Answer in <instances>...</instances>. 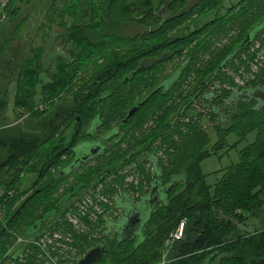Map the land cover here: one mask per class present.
Masks as SVG:
<instances>
[{"label": "trees", "instance_id": "16d2710c", "mask_svg": "<svg viewBox=\"0 0 264 264\" xmlns=\"http://www.w3.org/2000/svg\"><path fill=\"white\" fill-rule=\"evenodd\" d=\"M100 3L104 8L102 10H105L108 17L113 20H120L121 14L138 12L140 15L138 25L143 27L144 31L141 35L129 36L119 35V32L111 29L105 32L102 29H89L88 25L83 28H77L78 24L73 25L72 30L75 28L79 31L70 34L68 41L75 45L70 55L78 56L80 59L78 58L79 63H76L78 69L72 68L73 63L70 66L73 69L70 75L65 74L68 68H62L60 71L61 81L64 82L62 87L73 81L80 70L86 75L82 78L83 93L77 92L75 95V112L82 114L84 125L100 116L103 120L102 129L106 128L108 132L113 130L114 127L110 126L115 121L121 123L119 126L124 133L136 122L139 125L136 127L142 130L144 136L150 132L152 133L148 137H154L155 140L162 136V165L167 163L166 158H169L167 174H164L162 168L164 179L162 185L164 188L174 186L162 206L156 209L146 224L144 238L141 241L132 237L120 240L115 235L112 236L110 242L105 245L104 257L97 264H154L161 260L162 256L158 257L159 250L168 248V239L188 212L197 205L202 191H205V197L208 199L206 203L208 208L216 205L219 212L220 210L226 212L238 207L237 213L241 216L245 215L248 209H256L259 210L257 217L264 224V110H259L260 108L256 110V102L238 106L232 118V126L226 129L219 125V135L222 136L215 142L201 123L203 114L196 116L193 111L194 96L198 88L203 82L218 81L221 84L216 85L213 101L220 109V113L213 115L222 121L221 112L225 98L232 95L225 86L228 84L238 86L228 69L236 73L241 68L250 71L258 53L264 49V0H194L192 6H187L189 0H162L160 4H156L155 0H141L134 2L135 5L126 4L123 0H78V5L84 6L86 14L95 12ZM164 9L169 12L168 18L161 15ZM213 10L214 14H206ZM17 11H12V15ZM102 24L106 28L109 25L105 20ZM233 31L235 34H232ZM225 38L229 42L225 43ZM108 41L112 44L111 49L102 52ZM259 41L261 44L259 49H256ZM120 52L123 56L119 60ZM113 54L115 56L113 65L103 66L104 60ZM179 57L186 58V62L177 67L172 74L163 75L167 62ZM84 58L91 60L89 62L91 66L82 60ZM90 68L92 74L86 72ZM160 69L162 79L159 78L161 81L158 85L155 83L159 80L157 76L160 77V73L157 70ZM261 74L256 79L259 80ZM186 75L191 76L190 88H184L177 94L178 104L164 108ZM115 79L121 80V83L116 85ZM62 87H58L54 93L59 92ZM157 89L159 90L125 124L124 120L129 110ZM209 91L211 88L207 87L202 94L207 96ZM126 96L130 98L124 99ZM136 96L141 98L136 99ZM158 97L161 101L152 109L150 106ZM5 104L3 99L0 100L2 105L0 115ZM104 104L110 106L111 112ZM176 115L177 117L171 120L172 116ZM70 118L72 120H67L68 124L75 120L74 114L68 119ZM55 119H49L45 130L38 131L39 134L30 135V131H25L26 134L17 132L15 136L0 139L1 145L9 148L6 159L0 162V176L6 173L11 176V180H0V188L6 190V197L3 198L2 195L0 197V205L8 207L5 223L0 222V264L17 262L19 254L25 253L30 246L25 242L17 251L10 254L8 242L14 237L15 231L17 234L38 240L49 230L41 227L38 231L39 222L48 214L58 212L60 215L58 214L54 227L50 229L52 233L55 232V226L61 223L70 209L62 207L66 194L71 193L67 197L72 195L70 198L75 200L77 195L74 194L88 187L87 180L80 179L71 192L60 198L54 196L60 185L67 180L64 176L66 174L62 171L63 161L60 160L62 148L65 146H61V151L54 147L55 134H61L63 131L61 126L65 124H55ZM185 119H190L192 123L183 124ZM153 120H158L157 127ZM197 120L201 124H196ZM183 128H187L188 132ZM255 130L258 131V137L242 150L237 164L224 170L223 177L216 182L215 188L208 184L201 163L226 145L224 135L239 132L252 134ZM176 135L181 137L178 142L173 140ZM50 143L51 151L45 155L47 161L41 163L37 170L38 186L14 209L16 198L22 197L23 192L21 194L19 192L18 197L10 196V189L19 188L21 175L30 171L28 163L32 162L35 151ZM122 143L113 145L112 149L117 150L112 155L115 163L126 159L129 153L130 143L128 142L125 150H122ZM46 166L61 168L56 174L49 175L51 168L47 169ZM99 183H93L86 190L94 186L96 188ZM226 199L227 204L224 202ZM254 200L258 201V204L251 206L250 202L253 203ZM201 203L198 205H202ZM44 207L46 208L44 217L38 218ZM85 218L89 223V217ZM251 239L248 240L252 242L244 245L241 243L242 240L222 237L178 241L175 243L178 244L179 260L174 264H264V229L257 234L255 240ZM84 252H87L86 249ZM157 257L159 259H156Z\"/></svg>", "mask_w": 264, "mask_h": 264}, {"label": "rangeland", "instance_id": "374dc122", "mask_svg": "<svg viewBox=\"0 0 264 264\" xmlns=\"http://www.w3.org/2000/svg\"><path fill=\"white\" fill-rule=\"evenodd\" d=\"M138 1L141 0H123L124 3H130L131 5H135L134 2ZM155 2L156 4H160L162 0H155ZM81 4L78 5V0H0V100L3 99L6 103L5 108L2 107V113L0 115V139L15 136L17 132L26 134L25 131H30V135L39 134L38 131H44L47 121L53 118H56L54 121L55 124H65V126H61L63 130L61 134H55L54 137V147H58L57 151H61V146L69 144L71 139L76 136L75 130L79 126L78 123L73 121L71 124H68L67 120H72L68 118L75 112V95L77 92L83 91L82 78L85 74L80 70L73 81L62 87L64 82L63 80L61 81L60 72L62 68H68L69 70H67L65 74L70 75L73 69H78L76 63H79L78 58L80 59V57H72V55H70L75 45L68 41L71 33L79 31L75 28L72 30L73 25L78 24L77 28H83V26L85 27L88 25L89 29H102L103 31L105 30V32L111 29L112 31L119 32V35L129 36H138L144 31V28L138 25L140 22V15H138V12L121 14L120 20H113L108 17L105 10H102L104 8L101 3L98 4L99 6L95 12H87V14L84 11V6H81ZM193 4L194 1L190 2L187 6H192ZM12 11L17 12L12 15ZM214 13L213 10L206 14ZM211 17L212 16H210V18ZM104 20L109 24L107 28L102 24ZM232 34H235V31H233ZM225 40V43L229 42L227 38H225ZM261 41L257 42L256 49H259ZM107 43L108 45L102 49V52L111 49L112 44L110 41ZM119 55L118 58L120 60L123 56L122 52H120ZM114 57L113 54V56L105 59L103 66L113 65L112 61L115 59ZM19 59H24L21 67ZM82 60L86 61V63L91 61L89 58H84ZM9 62H12V64L8 65ZM185 62L186 58L182 57L167 62L163 75L172 74L177 67L182 66ZM72 63L73 69L70 67ZM258 64H260V66H256ZM89 65L91 66V63H89ZM3 66L6 68L4 69ZM262 68H264V49H261L258 53L257 59L253 62L250 71L241 68L239 72L236 73L228 69L229 74L235 78L237 85H239V88H237L236 85H231V87L225 86L226 88L228 87V90L232 93L230 96H235L236 92H241L243 88L264 86V71L262 72ZM10 70H12L13 73H11ZM157 71L160 73V77L157 76V78L162 79V70L160 69ZM86 72L92 74V68ZM259 74H261V77L258 80L256 77ZM160 79L155 84L159 85ZM190 79L191 76L189 75L184 77L183 81L180 82L176 88L173 97L166 103L164 108L178 104L179 99L177 94L184 88H190V83H192ZM57 83L60 84L57 85ZM115 83L117 85L121 83V80H117ZM219 84L221 83L218 81L214 83L211 90H213L216 85L219 86ZM60 86L62 87L60 91L54 93ZM145 93L146 91L143 95H145ZM52 97L54 98L52 99ZM80 98L82 99V96ZM128 98L130 97H124V99ZM140 98L141 96H136V99ZM121 99L123 100V96H121ZM206 99L197 100L196 103L198 107H196L195 110L203 114L201 123L208 133H210L213 142H215L222 136L219 135L218 131V127L219 125L222 126V123L219 118L214 116L212 111L205 106ZM159 101H161L160 97H158L150 107L155 109ZM228 104L236 106V101L231 100ZM104 105L106 106V104ZM106 108L111 112L109 105H107ZM228 108H230V106ZM175 117H177V115L174 117L172 116L171 120H174ZM101 121L103 123L102 119ZM195 122L196 124H201L198 120ZM190 123H192L190 119H185L183 121V124L190 125ZM95 124L96 126L99 125L100 120L97 119ZM119 124L121 123L115 121L110 127L113 128L119 126ZM88 128L89 126L84 127L82 130L83 134H86ZM107 130L108 129L104 128L96 134L88 133L84 135V138L98 139L108 134ZM183 130L185 131L187 128H183ZM83 134H81L80 137L83 138ZM238 134L231 133L227 136L224 135V144L226 145L217 151L215 155L208 157L201 163L203 173L207 175V183L213 185L214 188L216 182L223 177L224 170L237 164L241 157L242 150L258 137V131L256 130L252 134H244L241 132ZM116 135H118V133ZM112 138L107 140V145L110 146L109 149L112 146L111 144L115 142ZM180 138L179 135H176L173 140L174 142H178ZM94 140H86L78 149L83 152H90L91 149L87 143L93 142L95 144ZM57 144H60V146H57ZM121 146L123 147L122 150H125V147H128V140H125ZM85 148H89V151H84ZM8 149L7 146H2L0 143L1 163L7 157ZM50 151L51 143L43 146L39 151H35L32 162L28 163L30 171H26L21 175L19 188L16 189V187H12V189H10V196L14 195L18 197V193L20 192L21 194V192H23L22 197L19 196V198H16L14 209L18 207L20 201L27 198L34 191V184L38 180L37 170L41 166V163L47 161V159L45 160V155ZM83 152L79 154L83 155ZM107 152L103 155L96 156V158H92L90 161H86L78 170L76 169L72 175L66 176L67 180L64 184L60 185L59 190L54 193L55 198L62 197L64 194L71 192L76 182L80 179L87 180L89 187L94 181H98L99 176L108 170H112V173H109L96 188L92 187L87 191L86 189L88 187H86L84 190L81 189L79 192L77 191L74 194L77 195L75 200L70 198L72 195L67 197L71 193L66 194V199L63 200L62 207H73V209H69L68 213H66L60 221L61 223L55 226V232L52 233L50 229L54 227L56 218L60 215L58 212L51 213L50 215L48 214L45 219L39 222L38 231L41 227L49 230L38 240H33L24 234H17L15 231L16 235L14 234V237L10 238L8 242V252L10 254L14 253L19 247L23 246L25 242L30 246L26 249L25 253L22 252L19 254V260L17 262H12L10 264H77V259L85 254L84 249L88 251L97 246L105 248V245L108 244L111 237L114 236L112 233L114 230H112L111 225L115 224V227L119 225L120 218L123 214L122 210L117 206L116 199L119 197L121 200H126L128 197L127 194L130 191V193L132 192L131 199L134 201L140 200L142 192L144 190L148 191L154 180L152 178L150 182L145 183L146 181H143V178L146 172H142L143 170L141 169H135L136 180L130 182V172L128 168L125 164L120 165L125 158L115 163L113 162L112 155L114 152H117V150L112 149L110 152ZM69 159L70 158L61 156L60 160L63 161V166ZM166 161L167 163L164 162L165 164L162 165L164 174H167L166 167L167 164H169V158H166ZM46 168L50 169L51 167L46 166ZM60 168L61 166L52 167L49 175L56 174ZM92 169H96L97 171L91 172ZM150 171L153 177L152 165ZM10 177L11 176L7 173L1 174L0 180H11ZM50 178H52V176ZM50 178H48V180ZM204 193L205 191H202L197 205L194 209L189 211L182 220V223H185L186 226L185 230H187L183 242L194 241L200 238L222 237L226 239L242 240L241 243L244 245L252 242L248 239L252 238L255 240L257 234L264 229V224H262L260 218L257 217L259 210L248 209V212L243 216L237 213V210H239L237 209L238 207H234L226 212L224 210H220L219 212L216 205H212V208L207 207L206 203L208 199H206L207 197H205ZM1 195L2 197H6V190H3L2 187L0 188V197ZM224 195L226 196V194ZM224 202L227 204V199L224 200ZM200 203L202 205H198ZM256 204H258L256 200H254L253 203L250 202L251 206H256ZM7 209L8 207H5L4 204L0 205V222H3V224L5 223ZM45 211L46 208L44 207L38 214V218H43ZM85 217H89V223ZM42 222L43 225H41ZM167 245V249L163 250L161 248L159 250L158 257L160 258L161 255L162 258L160 260L157 257L156 259L159 260L158 262H154V264H174L179 260L178 244L168 243ZM110 257L111 255L109 254V260Z\"/></svg>", "mask_w": 264, "mask_h": 264}, {"label": "flooded vegetation", "instance_id": "af4514ba", "mask_svg": "<svg viewBox=\"0 0 264 264\" xmlns=\"http://www.w3.org/2000/svg\"><path fill=\"white\" fill-rule=\"evenodd\" d=\"M194 0H189V3L192 2ZM167 9H164V13L161 14L163 17L168 18L169 17V12ZM36 25V24H35ZM253 42V41H252ZM20 63V67L24 61V59H19ZM12 62H9L8 65H11ZM253 64V63H252ZM256 66H260V64L256 65ZM4 69L6 68L5 66H3ZM8 67V66H7ZM19 68V67H17ZM11 73L12 70H10ZM210 85V86H209ZM214 85V83H212V81H209L208 83L203 82V84L201 85V87L198 88L197 90V94L194 96V113L196 114V116H199L200 113L196 112L195 108L198 107L196 101L197 100H201V99H206L207 98V102H205V106H207L212 113H220V109L216 106V104H214L213 101V92L214 90H216V86L213 88V90L209 91V95H207V97L205 95L202 94V92L205 90V88H212ZM227 86H230V84H228ZM237 88H239V85L237 86ZM227 89H229L227 87ZM262 94V95H260ZM231 100H235L236 101V106H231L228 103ZM253 102L257 103V107L255 108L256 110L258 108H260L259 110H264V86H256V87H250V88H243V90L241 92H236L235 96H229L227 98H225V103L224 106L222 107V125L226 128L229 129L232 126V118L234 116V114L236 113L237 107L240 105H246V104H252ZM228 104V105H227ZM230 106V108H228ZM232 110V111H231ZM130 111V110H129ZM74 117L75 120L74 122L78 123V128L75 130V137L73 139H71V142L67 145H65V147L62 148V156L63 157H67L70 158L65 165L63 166V170H65L66 176L72 175L76 169L78 170V168L80 166L83 165V163L81 162H85L86 159H84L85 157L88 158V160H92V158H96V157H92L93 154V147H91L90 152H83V155H80L79 153H81L80 149H78V147H80V145L82 143H84L86 140L91 139L94 140L93 138H84V135L89 133L90 130V125L92 124L93 120H91V122L89 124H82L83 123V118H82V114L78 113V112H74ZM181 114V113H180ZM153 122H155V126L157 127L156 122L153 120ZM148 124V123H147ZM147 124L145 125V127H147ZM89 126L88 130L86 131V134H83V129L84 127ZM136 122L134 123V126H131L130 128H128V130L124 133L123 131H121V127L120 126H116L114 128L120 127L118 129V135L114 136L112 138V140H115V142L113 144H111V148L109 149L108 152L111 151V149L113 148V145L118 144L119 142H124L125 140H128L129 144V153L126 157V159L123 161V163L121 164H125L126 167L128 168V171L130 172V182H134L136 179L135 177V169L136 170H143L142 172H146L143 181L150 182L152 180V178L154 179L152 181V185L149 187V190H144L142 192V197L140 200L134 201L133 199H131V195L132 192L127 194L128 197L126 200H121V198L118 197V199H116V203L119 209L122 210L123 214L122 217L120 218V225L121 226L118 230L115 228L114 232H112L116 238L118 237H124V236H131V237H138L139 235V231L138 228H141L144 225L142 216L147 212L148 207L150 205H156L155 209L152 213H154L156 211V209L158 207H161L163 202L162 200V195L163 193L166 195V192H168L169 190L172 191L173 187L172 186H168L167 188H164L162 185V182L164 179H162V136L159 137L158 139L155 140L154 137H148V135H150L152 132H150V126H149V134H147L146 136H144V134L142 133V130L139 127ZM113 128V130H114ZM102 128H100L97 132H99ZM83 134V138L80 137V135ZM143 134V135H142ZM103 137H100L98 139H95L94 141H102ZM82 138V139H81ZM105 144H107V141L104 142ZM110 147V146H109ZM78 149V150H77ZM65 151H67V153L65 154ZM84 151H89V148L84 149ZM107 152V153H108ZM106 153V154H107ZM118 163V162H117ZM152 165V173H153V177L151 175V171H150V167ZM68 170V171H67ZM69 172V174H68ZM109 173H112V170H108L107 172H105L104 174H102L101 176H99L98 181H94V183L97 182H102L106 176L109 175ZM38 186V181L35 182L34 184V188H36ZM132 186V185H131ZM92 188V187H90ZM89 188V189H90ZM95 188V186L93 187ZM137 198V197H136ZM120 200V201H119ZM72 207H70L71 209ZM141 215V216H140ZM114 226V224H113ZM144 231V229H143ZM129 234V235H128ZM80 258V257H79ZM78 258V259H79ZM77 259V260H78Z\"/></svg>", "mask_w": 264, "mask_h": 264}, {"label": "water", "instance_id": "95a60500", "mask_svg": "<svg viewBox=\"0 0 264 264\" xmlns=\"http://www.w3.org/2000/svg\"><path fill=\"white\" fill-rule=\"evenodd\" d=\"M211 79V78H210ZM159 89L155 90L153 92V94H151L149 97L141 100L138 104H136L130 111L129 113L127 114L125 120H124V123H128L129 120L133 117V115L142 107L144 106V104L147 102V100L152 96L154 95V93L156 91H158ZM99 119L100 120V124L96 126V120ZM102 121H101V117L98 116L96 117L91 126H90V130H89V133L90 134H96L97 131L102 128ZM120 127H117V128H114V130L108 132V134H105L104 137H103V140L102 141H95V144L93 142H89L87 143L89 145V147H93V154L92 157H96L98 155H103L105 152H107V150L109 149V146L107 144H105L104 142H106L108 139L114 137L117 133H118V129ZM83 145V144H82ZM81 145V146H82ZM86 149V148H85ZM82 152V150H80ZM84 159L85 162L86 161H89L87 157H85ZM85 162H81V163H85ZM63 173H65V170L63 171ZM170 186H174V185H170ZM171 191L169 190L168 192H166V195L163 193L162 195V202L165 201L166 197H168L169 193ZM156 206V205H155ZM155 206L154 205H150L148 207V210L147 212L142 216V219H143V222H144V225L141 227V228H138L137 231H139V235L138 237H134V239L138 240V241H141L143 238H144V231L143 229L145 228L146 224L151 220V216H152V212L154 211L155 209ZM141 216V215H140ZM120 225V224H119ZM117 225L115 227V224L113 226V224L111 225L112 227V230H114L115 228L118 230L121 226ZM114 227V228H113ZM129 235V234H128ZM131 236H124V237H119L120 240H123L124 238H129ZM133 238V237H132ZM106 253V248L104 247H101V246H97V247H94L90 250H88L83 256H81L78 260H77V264H97L105 255Z\"/></svg>", "mask_w": 264, "mask_h": 264}, {"label": "built area", "instance_id": "2783aa9c", "mask_svg": "<svg viewBox=\"0 0 264 264\" xmlns=\"http://www.w3.org/2000/svg\"><path fill=\"white\" fill-rule=\"evenodd\" d=\"M185 223L180 224L176 231H174L171 237L168 239V243L174 244L175 242L182 241L185 238L186 230H185ZM167 243V244H168Z\"/></svg>", "mask_w": 264, "mask_h": 264}, {"label": "bare ground", "instance_id": "6f19581e", "mask_svg": "<svg viewBox=\"0 0 264 264\" xmlns=\"http://www.w3.org/2000/svg\"><path fill=\"white\" fill-rule=\"evenodd\" d=\"M27 241V240H26Z\"/></svg>", "mask_w": 264, "mask_h": 264}]
</instances>
